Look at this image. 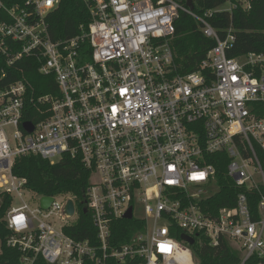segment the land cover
Listing matches in <instances>:
<instances>
[{
    "label": "built area",
    "instance_id": "built-area-1",
    "mask_svg": "<svg viewBox=\"0 0 264 264\" xmlns=\"http://www.w3.org/2000/svg\"><path fill=\"white\" fill-rule=\"evenodd\" d=\"M83 2L90 22L59 40L47 25L59 0L0 5V80L4 67L33 59L58 88L57 96L34 101L47 109L30 122L31 133L22 128L26 82L0 90V203L11 198L0 254L4 244L20 252L22 264L38 257L46 264H195L191 246L174 238L179 229L194 243L198 234L212 247L226 240L240 253L237 264H264V116L256 107L264 104V54L229 58L234 37H218L207 22L214 12L198 15L176 0ZM180 13L216 43L187 75L175 74L169 44ZM220 153L229 159L225 178L239 192L233 207L212 213L206 202L221 187L210 160ZM30 155L50 164L80 158L90 173L84 209L91 239L65 232L79 218L68 195L50 197L42 210L43 197L13 175L14 161ZM249 193L259 194L256 212ZM69 200L71 217L64 214ZM130 208L143 227L113 247L112 226Z\"/></svg>",
    "mask_w": 264,
    "mask_h": 264
},
{
    "label": "trees",
    "instance_id": "trees-1",
    "mask_svg": "<svg viewBox=\"0 0 264 264\" xmlns=\"http://www.w3.org/2000/svg\"><path fill=\"white\" fill-rule=\"evenodd\" d=\"M27 0H0V5L13 7L24 6ZM186 7L190 1L193 12L203 15L207 11L214 14L208 19L209 25L223 40L230 33L234 37L232 49L227 53L229 58H238L247 53L264 54V0H245L243 7L238 0H176ZM226 3H231V10H218ZM30 9V8H28ZM90 22L88 8L83 0H59L58 6L47 18L50 36L53 40L70 38L79 33V27H85ZM175 32L169 44L174 56L175 74L187 75L196 72L209 50L215 46V41L206 38L194 19L185 13H180L174 23ZM0 55V67L4 65ZM5 77L0 80V90L17 82L27 84L26 113L22 120L36 123L43 119L40 115L47 106H36L34 101L43 96H57L58 88L52 75L44 76L38 72V64L33 59L17 62L11 68L4 67ZM264 116V104H257ZM216 168V178L221 187L219 193L207 200L208 209L215 213L220 208L233 207L239 190L235 189L231 180L225 178V170L229 159L224 153L215 154L210 160ZM13 175L27 180V190L38 197H55L68 195L76 204L79 218L76 225L65 232L76 239H91L95 234L89 212L84 213L86 206V190L89 185L90 173L82 165L80 158L64 156L55 164H50L36 155L20 157L14 161ZM250 209L257 211L259 194L249 193ZM11 198L3 197L0 203V239L7 236L4 224L1 222L10 205ZM143 227V221L138 219L118 220L112 226L113 247L125 244L133 233ZM174 238L180 241L183 232L174 231ZM195 264H237L240 253L235 251L226 240H221L216 247L209 245L207 239L198 234L195 243L190 247ZM21 254L16 249L1 246L0 264H22ZM33 264H46L37 258ZM90 264V263H87ZM109 264H114L110 262Z\"/></svg>",
    "mask_w": 264,
    "mask_h": 264
},
{
    "label": "water",
    "instance_id": "water-1",
    "mask_svg": "<svg viewBox=\"0 0 264 264\" xmlns=\"http://www.w3.org/2000/svg\"><path fill=\"white\" fill-rule=\"evenodd\" d=\"M186 7H188L190 10H193V5L190 1H188L186 3ZM22 128L27 132V133H31L32 130H33V126L30 122H24L22 124ZM52 203V199L50 197H43L41 200H40V208L42 210H47L50 206V204ZM73 212H74V207H73V203L72 201H68L67 204H66V207L64 209V214L67 216V217H71L73 215ZM83 212L85 213L86 210L83 209ZM132 218V209L130 208L128 210V212L125 214L124 216V219L125 220H131ZM181 241L187 243L188 245L192 246L194 244V239L193 238H190L186 235H181L180 237Z\"/></svg>",
    "mask_w": 264,
    "mask_h": 264
},
{
    "label": "rangeland",
    "instance_id": "rangeland-1",
    "mask_svg": "<svg viewBox=\"0 0 264 264\" xmlns=\"http://www.w3.org/2000/svg\"><path fill=\"white\" fill-rule=\"evenodd\" d=\"M238 1L241 2L243 7L247 6V3H246L245 0H238ZM231 8H232L231 3H226L223 6H221L218 10H220V11H222V10H231ZM9 131H11V130L9 129ZM23 199H24L25 203H28L32 208H37V201L33 199L32 195L25 194ZM136 214H137V212H136ZM162 224H163L162 222L159 223V225H162Z\"/></svg>",
    "mask_w": 264,
    "mask_h": 264
},
{
    "label": "snow or ice",
    "instance_id": "snow-or-ice-1",
    "mask_svg": "<svg viewBox=\"0 0 264 264\" xmlns=\"http://www.w3.org/2000/svg\"><path fill=\"white\" fill-rule=\"evenodd\" d=\"M49 2H50V0H49ZM159 247H160L161 251H167L168 250V246H166V245H160Z\"/></svg>",
    "mask_w": 264,
    "mask_h": 264
}]
</instances>
